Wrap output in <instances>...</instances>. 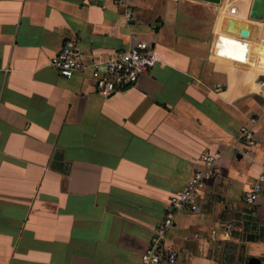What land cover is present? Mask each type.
I'll return each instance as SVG.
<instances>
[{"label": "crops", "instance_id": "1", "mask_svg": "<svg viewBox=\"0 0 264 264\" xmlns=\"http://www.w3.org/2000/svg\"><path fill=\"white\" fill-rule=\"evenodd\" d=\"M126 3L0 0V264H143L207 153L216 178L166 237L175 264H264V191L245 202L264 175V0ZM71 39L86 60L145 41L156 63L103 97L90 68L50 65Z\"/></svg>", "mask_w": 264, "mask_h": 264}, {"label": "built area", "instance_id": "2", "mask_svg": "<svg viewBox=\"0 0 264 264\" xmlns=\"http://www.w3.org/2000/svg\"><path fill=\"white\" fill-rule=\"evenodd\" d=\"M121 6H127L126 0H118ZM131 10L128 16H132ZM156 63L151 54V45L148 42H137L125 51L115 52L112 56L103 60L98 56L86 60L80 52L74 39L68 40L62 50L51 61V66L58 70L64 78L70 79L75 73L90 68L92 77L103 97H110L116 92L134 87L140 78ZM257 118H251L243 124L238 141L244 145L242 154L250 157L253 147L257 143L255 127ZM221 157L220 153H207L202 157L203 166L198 168L187 186L175 192L170 200V205L163 221L155 230V235L148 250L142 255L143 264H175L177 253L166 246V237L174 224L177 213L183 208L195 211L202 190L209 181L216 178V165ZM264 191V175L260 176L251 190L246 194L245 202L253 206ZM228 230L233 224L228 225Z\"/></svg>", "mask_w": 264, "mask_h": 264}, {"label": "water", "instance_id": "3", "mask_svg": "<svg viewBox=\"0 0 264 264\" xmlns=\"http://www.w3.org/2000/svg\"><path fill=\"white\" fill-rule=\"evenodd\" d=\"M211 1H219V0H211ZM253 11H255V9L253 10ZM227 253H230V251H228ZM239 264H242V260L240 259V260H238L237 261ZM225 264H237L236 263V259H234V258H230V260H229V262H227V263H225ZM246 264H261V262L258 260V259H256V258H251Z\"/></svg>", "mask_w": 264, "mask_h": 264}, {"label": "flooded vegetation", "instance_id": "4", "mask_svg": "<svg viewBox=\"0 0 264 264\" xmlns=\"http://www.w3.org/2000/svg\"><path fill=\"white\" fill-rule=\"evenodd\" d=\"M262 42L264 43V40H263ZM255 50H256V51H261V50L263 51V50H264V48H262V47H259V46H256V47H255Z\"/></svg>", "mask_w": 264, "mask_h": 264}, {"label": "bare ground", "instance_id": "5", "mask_svg": "<svg viewBox=\"0 0 264 264\" xmlns=\"http://www.w3.org/2000/svg\"><path fill=\"white\" fill-rule=\"evenodd\" d=\"M264 51V50H263Z\"/></svg>", "mask_w": 264, "mask_h": 264}]
</instances>
